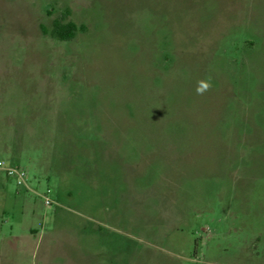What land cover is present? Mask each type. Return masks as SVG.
Listing matches in <instances>:
<instances>
[{
    "label": "rangeland",
    "instance_id": "obj_1",
    "mask_svg": "<svg viewBox=\"0 0 264 264\" xmlns=\"http://www.w3.org/2000/svg\"><path fill=\"white\" fill-rule=\"evenodd\" d=\"M0 161V264H264V0H0Z\"/></svg>",
    "mask_w": 264,
    "mask_h": 264
},
{
    "label": "trees",
    "instance_id": "obj_2",
    "mask_svg": "<svg viewBox=\"0 0 264 264\" xmlns=\"http://www.w3.org/2000/svg\"><path fill=\"white\" fill-rule=\"evenodd\" d=\"M42 29L46 33V30L43 27ZM84 29L85 28L83 26L79 27L72 21L64 22L61 19H57L54 22V26L50 32V35L51 37L59 41H71L76 37L77 33L80 30Z\"/></svg>",
    "mask_w": 264,
    "mask_h": 264
},
{
    "label": "built area",
    "instance_id": "obj_3",
    "mask_svg": "<svg viewBox=\"0 0 264 264\" xmlns=\"http://www.w3.org/2000/svg\"><path fill=\"white\" fill-rule=\"evenodd\" d=\"M0 171L4 172L8 178L14 179L19 186L29 187L28 174L18 166H10L5 162L0 161ZM45 204L51 207L53 202L48 197H45Z\"/></svg>",
    "mask_w": 264,
    "mask_h": 264
},
{
    "label": "clouds",
    "instance_id": "obj_4",
    "mask_svg": "<svg viewBox=\"0 0 264 264\" xmlns=\"http://www.w3.org/2000/svg\"><path fill=\"white\" fill-rule=\"evenodd\" d=\"M212 89V83L209 79H202L197 82L196 94L203 95L204 93L210 91Z\"/></svg>",
    "mask_w": 264,
    "mask_h": 264
},
{
    "label": "crops",
    "instance_id": "obj_5",
    "mask_svg": "<svg viewBox=\"0 0 264 264\" xmlns=\"http://www.w3.org/2000/svg\"><path fill=\"white\" fill-rule=\"evenodd\" d=\"M4 150H5L6 153L9 154V152H10V148L4 149ZM0 189H2V190H4V191H7L6 186H5L4 184H2L1 182H0ZM33 232H34V231L31 230V233H33Z\"/></svg>",
    "mask_w": 264,
    "mask_h": 264
}]
</instances>
